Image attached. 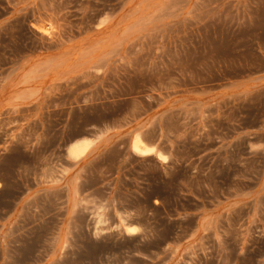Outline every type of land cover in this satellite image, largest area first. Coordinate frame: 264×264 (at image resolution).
Wrapping results in <instances>:
<instances>
[{"label": "rangeland", "instance_id": "1", "mask_svg": "<svg viewBox=\"0 0 264 264\" xmlns=\"http://www.w3.org/2000/svg\"><path fill=\"white\" fill-rule=\"evenodd\" d=\"M0 264H264V0H0Z\"/></svg>", "mask_w": 264, "mask_h": 264}, {"label": "bare ground", "instance_id": "2", "mask_svg": "<svg viewBox=\"0 0 264 264\" xmlns=\"http://www.w3.org/2000/svg\"><path fill=\"white\" fill-rule=\"evenodd\" d=\"M86 145L78 143V144H72L71 145V149H70V153L71 155H75L78 153H81L85 150ZM133 151L138 153L139 155H143V156H147L150 155L151 152V148L146 147L141 141L140 139H135V141L133 142L132 145Z\"/></svg>", "mask_w": 264, "mask_h": 264}]
</instances>
